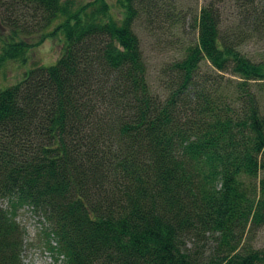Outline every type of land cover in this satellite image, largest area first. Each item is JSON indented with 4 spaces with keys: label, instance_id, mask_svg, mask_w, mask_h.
<instances>
[{
    "label": "trees",
    "instance_id": "obj_1",
    "mask_svg": "<svg viewBox=\"0 0 264 264\" xmlns=\"http://www.w3.org/2000/svg\"><path fill=\"white\" fill-rule=\"evenodd\" d=\"M115 1L0 0V68L65 44L0 88V264H24L26 207L64 264H264L247 238L264 226V59L242 50L264 0L235 4L234 25L219 1L190 12L163 94L138 29L184 33L187 10Z\"/></svg>",
    "mask_w": 264,
    "mask_h": 264
},
{
    "label": "rangeland",
    "instance_id": "obj_2",
    "mask_svg": "<svg viewBox=\"0 0 264 264\" xmlns=\"http://www.w3.org/2000/svg\"><path fill=\"white\" fill-rule=\"evenodd\" d=\"M76 5H82L93 0H73ZM209 1L213 3L219 1L223 16L226 17L228 24L234 25L239 17L236 15L235 4H240V0H181L182 6L187 10L186 30L181 33L180 29L175 31L157 30L153 33L138 29L139 36L142 41L147 67L148 79L154 92L164 93V84L160 82L163 68L171 61L180 56L182 46L172 44L173 41L184 42L183 37H194L193 34H188L190 24L193 19L189 13H195L203 5ZM113 4L114 13L116 10L115 0H110ZM239 2V3H238ZM177 36L175 40L173 37ZM172 38V39H170ZM64 37L62 34H57L54 37L48 38L45 42L38 46L31 47L25 53L23 59L17 61L6 62L0 68V88H6L14 85L23 79L26 72L39 67L50 66L54 64L64 51ZM242 50L253 60L261 61L264 59V34L254 37L245 42ZM206 69H211L209 65ZM18 221L25 229V247L23 252L24 264H64L63 259L58 257L57 252L48 248L46 237V224L44 220L33 213L29 208H24L20 211ZM249 243L255 249L264 250V226L259 228L254 234L247 236Z\"/></svg>",
    "mask_w": 264,
    "mask_h": 264
}]
</instances>
